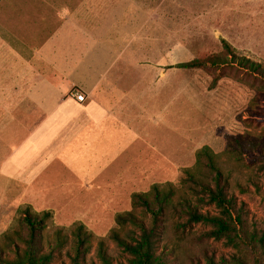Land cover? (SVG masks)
Listing matches in <instances>:
<instances>
[{
	"label": "rangeland",
	"instance_id": "1",
	"mask_svg": "<svg viewBox=\"0 0 264 264\" xmlns=\"http://www.w3.org/2000/svg\"><path fill=\"white\" fill-rule=\"evenodd\" d=\"M183 5L184 12H157L149 49L135 51L139 63L149 65L151 78L145 90H135L134 98L143 102L133 108L129 126L120 128L117 143L99 138V145H82L79 140L63 150L28 192L0 193V247L11 260L16 246H23L20 238L28 235L26 212L42 216L49 211L45 233L52 242L61 235L60 262L70 264L74 230L84 225L92 235L88 264H101L102 241L114 264H129V255L111 234L134 233L117 225V215L132 210L135 193H147L156 184L178 186V197L188 195L180 183L188 170L198 171L197 153L204 147L216 155L230 193L244 204L250 232L264 231V163L250 158L256 148L264 149V82L236 65L176 67L227 54L224 41L238 56L264 66V0H184ZM185 221L173 217L167 222L166 242L178 247L171 264H210L209 258L214 264H264L262 251L238 239L201 240L212 227L198 223L179 228Z\"/></svg>",
	"mask_w": 264,
	"mask_h": 264
},
{
	"label": "crops",
	"instance_id": "2",
	"mask_svg": "<svg viewBox=\"0 0 264 264\" xmlns=\"http://www.w3.org/2000/svg\"><path fill=\"white\" fill-rule=\"evenodd\" d=\"M4 1L0 193H26L75 142L117 143L143 102L135 90L151 78L135 51L149 49L157 12H184V0ZM75 89L84 103L72 97Z\"/></svg>",
	"mask_w": 264,
	"mask_h": 264
},
{
	"label": "trees",
	"instance_id": "3",
	"mask_svg": "<svg viewBox=\"0 0 264 264\" xmlns=\"http://www.w3.org/2000/svg\"><path fill=\"white\" fill-rule=\"evenodd\" d=\"M224 44L227 49L225 55L194 59L176 67L192 70L236 65L264 82V66L261 63L238 56L226 41ZM229 139L234 138L229 136ZM250 158L264 163V149L256 148L250 153ZM195 169L198 171L188 170L180 183L183 189L188 190V195L178 197V186L161 188L156 184L147 193H135L132 197V210L117 215V225L121 229L130 227L134 233L124 237L120 231L114 230L111 234V238L129 255V264H171L173 259H177L175 252L178 247L166 242L165 237L168 219L173 217L186 219L177 224L179 228H191L198 223L211 226L210 230L198 237L201 240L238 239L245 247L264 253V231L259 234L248 229L247 210L230 193L229 179L219 168L216 155L209 147L197 153ZM204 205L214 206L217 211L205 210L202 208ZM48 218L49 211L42 216L27 211L24 222L28 227V235L20 238L22 248L16 246L13 250L14 260H11L0 247V264H66L60 262L61 249L64 247L61 235L58 233L56 241L52 242L45 233ZM91 245L92 235L84 225L77 226L73 247L68 253L70 264H88ZM98 257L101 264H114L104 241L99 243ZM208 260L214 264L210 258Z\"/></svg>",
	"mask_w": 264,
	"mask_h": 264
},
{
	"label": "built area",
	"instance_id": "4",
	"mask_svg": "<svg viewBox=\"0 0 264 264\" xmlns=\"http://www.w3.org/2000/svg\"><path fill=\"white\" fill-rule=\"evenodd\" d=\"M72 97L79 103H84L86 101L85 94L81 90H78V89H75L72 92Z\"/></svg>",
	"mask_w": 264,
	"mask_h": 264
}]
</instances>
